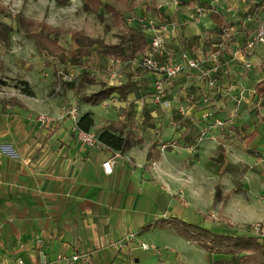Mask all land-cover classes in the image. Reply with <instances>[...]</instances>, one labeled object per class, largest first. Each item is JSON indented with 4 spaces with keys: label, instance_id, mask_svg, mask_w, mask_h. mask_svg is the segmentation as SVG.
<instances>
[{
    "label": "crops",
    "instance_id": "crops-1",
    "mask_svg": "<svg viewBox=\"0 0 264 264\" xmlns=\"http://www.w3.org/2000/svg\"><path fill=\"white\" fill-rule=\"evenodd\" d=\"M153 1V9L157 10L159 16L144 8L137 15L155 25L143 29L147 40L158 31L160 25L170 22L176 25V31L169 33L165 40V55L158 59L176 62L183 51H209L216 44L219 34L209 12L194 18L193 11L178 10L181 7L177 6L175 0ZM226 1L214 0V4L210 5L223 13L226 22L235 23L236 12L245 16L261 9L256 5L250 7L253 3L246 5L237 2L234 6L237 5L239 10L233 11L234 6L227 5L229 1ZM249 7L250 10L245 9ZM245 25L247 28L242 32H238L234 25L230 29L234 39L225 54L231 60V67L228 70L220 66L217 87L222 91L220 93H227L229 86L232 91L228 93H236L241 88L246 93L250 89L249 98L244 100L249 107L253 101V87L264 80V46L256 51L252 68L244 70L233 53L255 29L256 22ZM172 51L176 53L173 60ZM126 65L135 66L133 63ZM258 65L261 69L256 68ZM245 72L246 76L243 74ZM134 78L132 82H136V86L133 93L153 92L154 77L150 73L144 72L142 76L136 75ZM174 83L171 80L165 85L171 106L162 108L155 104L166 115L176 110L173 111L172 106L179 105L181 97L190 96L193 100L199 93L198 90H190V86H198V80L194 77H187L175 89ZM119 84L123 83L114 86ZM204 90L208 92L205 85ZM131 96L134 94L128 95L127 100L130 101ZM12 99L21 106L3 105L0 102V264H14L17 260L24 264H70L76 256L81 259L73 264H153L162 257L158 245H168L160 240V234L170 231V227L157 220L175 217L206 229H209L210 223L213 224L209 222L208 214L212 212L208 210L214 206L215 187L223 184L219 172L222 167L214 170L209 162L203 164L196 163L198 160H189L190 154L186 148H189L187 141L191 138L190 131L194 133L190 120L193 113H185L178 107V112L182 110L183 115L179 114L183 119L177 118L173 127L163 132L160 142L172 137L183 146L174 151H163L146 170L144 165L150 144L133 145L121 153L101 145L84 147L71 132L74 126L72 120L62 118L61 100L50 98L48 93L22 94ZM122 102L117 107L118 111L125 108ZM82 105L81 115L86 112L92 114L94 129L104 124V113L94 112L93 105ZM201 114L194 115L199 118ZM40 115L46 117V124L39 121ZM114 115L113 118L105 117L110 120L108 124L118 118V115ZM214 130L207 135V144L218 138ZM253 130L258 131L256 141L261 137L260 131ZM105 162H109V174L102 167ZM209 179H213L214 183L208 185ZM255 185L258 187L250 195L245 189H226L228 193L224 203L218 204V209H222L228 226L264 220L263 185ZM243 191L247 192L246 196H242ZM256 205L263 207L261 219L232 218V206L251 210ZM148 224L151 225L150 229L140 230ZM178 241L186 246L190 243L182 239ZM140 243L152 249L142 250ZM157 248L160 254H156ZM60 257L65 258L67 263L58 260Z\"/></svg>",
    "mask_w": 264,
    "mask_h": 264
},
{
    "label": "rangeland",
    "instance_id": "rangeland-1",
    "mask_svg": "<svg viewBox=\"0 0 264 264\" xmlns=\"http://www.w3.org/2000/svg\"><path fill=\"white\" fill-rule=\"evenodd\" d=\"M132 1L139 6L141 3H146L150 5L151 8L155 7V2L153 0ZM227 1H229L227 5H230L232 8L237 2L246 5L248 3L249 5L253 3L250 7L256 5V8H264V0ZM184 3L185 4L181 5L177 2V6L181 7L178 10L188 9L195 13L196 8L201 9L203 7V9H205V6H210L212 3L214 4V0H191V2L189 0H184ZM0 4L7 7L8 10V16L0 17V22L11 27V31L6 34V37L0 38V99H11L22 94L26 95V93H48L50 98L62 101V118L69 117L63 112L70 107H75L78 115H81L83 111L82 101L75 99L72 93L64 91L62 86L57 84L58 76L62 77L63 80L73 79V81H76L82 71L89 73L91 76L95 77L96 80L95 84L84 85L82 88V92L89 95L100 90L103 85L112 87L116 83H124L128 79L134 81L136 75L137 77L140 75L142 76L145 72V69L142 67L124 65L121 68L120 77L116 81H111L108 76V71L110 69L109 64L95 55L81 60L77 66L73 65V62L66 63L65 65H58L52 59L40 57L37 54L34 40L28 38L16 22L18 16H21L28 20L42 22L52 28L64 29L63 34L59 36L52 35L51 38L57 39L58 44L65 48L67 56L71 58L75 55V50L77 49V44L71 36L72 31H77L92 39L101 40L107 45H113L118 44L120 42L119 37L126 34L130 29H134L137 26H141L143 29L144 27H155L149 20L143 17L138 18V13L143 12V8L141 7L134 8L133 14L129 15L126 13V7L117 5L128 18L126 25L116 28L112 24L111 16L103 10H101L100 18L96 14L84 10L83 0H0ZM250 7L245 9L250 10ZM232 10L238 11L239 7L236 5ZM254 11L255 10H253V12ZM206 12L208 11L205 10L204 14ZM247 16L248 15L244 16L241 12H236V21L232 24L236 26L238 32H242V30L247 28L245 25V23H247L245 22L247 21ZM194 18L196 17L194 16ZM230 38V42H232L234 36L232 35ZM206 52L207 51H204L205 56L207 55ZM171 53V58L173 60L176 53L175 51ZM224 54V58L223 56L221 58V66L229 70L231 67V64H229L231 60L228 59L227 54ZM172 63L175 62L172 61ZM262 64L264 67V62ZM256 68L261 69L259 65ZM192 72L193 71L186 73L183 77L180 76V78L174 80L175 86L173 89H175L176 86H180L187 77H194L197 79V74ZM243 74L246 76V72ZM239 78H241V76ZM169 82L170 81H166L165 85L167 83L169 84ZM184 84H186V81ZM204 85H207L206 81L198 80V86L196 88L190 86L191 91H199V93H196L198 98L196 96V98L192 100L190 96H187L188 98L181 97L179 105L173 104L174 106H172V109L173 111L176 109V113H174V111L171 115L169 113H167V115L164 114L153 103V87L152 93H142L144 96L139 100L131 96V98H129L130 101L127 100L123 103L117 95L109 96L98 105L92 107L94 112L99 111V113H104L102 117L104 124L102 126L98 125L97 128H95L96 130L93 126L90 132L97 138L99 131L106 127L110 121L106 120L105 117L113 118L114 113H116L114 116L119 115L117 107H119L118 105L122 102V105L128 108L130 114L129 123L137 127L135 134L142 137L141 143L151 144L154 141H158L157 148L160 154L162 153L160 147L163 144L167 145L164 151H174L183 146L181 142L172 140V137L160 142L163 132L168 128H172L173 122H175L177 118H179V120L183 119L178 112V107L182 108L185 113H193L190 120L191 125L195 129L193 128V134H191L190 131L191 138H188L187 141L189 142V148H186L190 154L189 160L193 161L194 159L195 162L198 160L196 163L203 164L209 162L210 165L212 164V167H214V170H216L218 166L222 167L219 171L223 178V184H219L221 191L219 202L215 203L214 206L208 210V212H212V214H208L209 222L213 223H210L209 230L217 234L249 233L252 224L260 223L264 220L248 224L249 228L248 225L234 223L228 226L227 220L222 216V209H218V204L224 203L225 196L228 193L226 189L229 187L237 191L245 189L250 195L255 192L258 187V185L254 186V183H261L264 193V124L259 121L257 114L253 113L254 109H256L253 101L249 107L247 106L249 103L244 101L249 98L251 93L248 92L250 89L246 90V93H243V99L238 105L234 100L239 93H220L222 91H220L219 87H216L214 90H208V92L205 93ZM168 92H170L169 89ZM200 96H202V98H200ZM203 99H206L207 102H203ZM199 101H201V103H199ZM201 112L208 114L206 119L201 117ZM263 112L264 110L262 109L258 110L260 114ZM195 113L201 114L199 118L194 115ZM122 119L124 120L125 118L122 117ZM187 119L189 121V118ZM217 120L222 123V126L216 125ZM47 122L48 120L43 123L46 124ZM244 123L249 126V130L245 132V135H248L253 129H259L260 131L259 135L261 137H258L248 148L251 150V153L232 136L233 133L231 129L240 127ZM178 124L181 123L178 122ZM213 129L218 133V138L213 139L210 144H207V135ZM71 132L75 136L72 130ZM173 142H175V149L169 146ZM97 145L100 144H96V146ZM200 155L202 156V160L200 159ZM199 160H201V162ZM213 183L214 180L209 179L208 185ZM243 192L242 196H246L247 192ZM262 196H264V194ZM263 207L256 205L255 209L243 210L242 208L236 209L232 206L230 213L234 220L243 217L257 220L262 217ZM168 227H170V231L166 234H160L159 236L160 240L162 242L165 241L168 245H163L164 247L158 245L161 252L157 248L158 252L156 254L161 253L162 257L161 259H157L153 264H214L221 259H230L221 256H208L198 245L188 241L184 236H179V233L174 229L173 225ZM260 238L264 240V236ZM179 239L190 242L188 245L191 248L181 244L178 241Z\"/></svg>",
    "mask_w": 264,
    "mask_h": 264
},
{
    "label": "trees",
    "instance_id": "trees-1",
    "mask_svg": "<svg viewBox=\"0 0 264 264\" xmlns=\"http://www.w3.org/2000/svg\"><path fill=\"white\" fill-rule=\"evenodd\" d=\"M179 4L183 5L184 0H176ZM191 2V0H189ZM126 7V13L133 14L136 7H142L146 11H152L155 16H159L156 9L150 7L146 3H141L139 6L132 0H83V8L101 17V10L109 14L112 19V24L118 28L126 25L127 18L124 13L117 6ZM203 11L209 12V17L218 31V34H225L233 27L231 22H226L222 12L217 11L214 7L205 6ZM8 10L0 4V17H7ZM99 17V18H100ZM196 17V16H195ZM17 25L23 30L24 34L34 40L36 52L40 57L52 59L58 65H65L66 63L73 62L77 66L81 60L89 58L92 55L99 56L106 62L109 59H120L122 62L133 61L140 57L147 49V37L141 26L130 29L126 34L119 37L120 42L116 45H107L98 39H92L82 35L77 31H72L71 36L77 44L75 55L71 58L67 56L65 48L58 44L57 39L51 38L59 36L64 33V29L52 28L42 22L28 20L27 18L18 16L16 19ZM167 23V22H165ZM11 31V27L0 22V38L6 37V34ZM147 72V71H145ZM59 86H62L64 91L72 92L76 98L82 103L96 106L109 96L117 94L119 99L123 102L127 101L130 94H134L135 99L138 100L143 97L142 93H133L135 83L129 79L123 83L112 87L102 86L100 90L92 94H85L82 92L84 85H92L96 83L95 77L89 73L82 71L76 81H63L58 76L57 81ZM30 94V93H26ZM3 105L18 103L14 99L0 100ZM253 103L255 105V113L261 123L264 124V112L258 113V110H264V80L258 82L253 87ZM21 106L20 104H18ZM125 118L121 120L120 118ZM130 114L128 108H120L118 118L110 122L106 127L99 131L97 141L101 146H104L112 151L124 152L133 145L141 143L142 137L135 134L136 126L129 123ZM94 126V119L92 114L86 112L82 114L75 125L79 131L89 133ZM249 126L243 124L240 127L232 128L233 138L244 146L251 153L248 147L252 144L258 135L257 130H253L248 135ZM134 142V143H133ZM158 141L150 144L147 150L146 161L144 168L148 170L151 163L159 158V150L157 148ZM220 186L217 185L214 191V204L219 202ZM156 222L163 225H173L174 229L180 236H184L188 241L198 245L202 248L208 256H221L223 258L216 261L214 264H264V240L260 237L244 234H217L202 226L190 224L182 219L169 217L167 219H159ZM151 225H146L140 230L145 231L150 229ZM249 228V225H248ZM161 264V263H159Z\"/></svg>",
    "mask_w": 264,
    "mask_h": 264
},
{
    "label": "built area",
    "instance_id": "built-area-1",
    "mask_svg": "<svg viewBox=\"0 0 264 264\" xmlns=\"http://www.w3.org/2000/svg\"><path fill=\"white\" fill-rule=\"evenodd\" d=\"M203 14L204 11L202 9L196 8L194 13L196 18L202 16ZM247 17V22H256L255 29L244 40L243 45L233 53V57H237L241 61L244 70H249L252 68V59L255 56L256 51L259 47L264 46V8L261 7L260 12L254 11L248 14ZM175 31L176 25L174 22L160 25L158 27V31H156L155 34L149 36L146 51L137 59L127 62L129 64L133 63L137 67L144 68L145 71L154 77L153 103L161 106L162 108H169L172 103V101L167 98L165 82L175 80L191 71L197 74L196 77L198 80L206 81L208 90H214L218 86L217 75L221 66V58L230 44V37L233 35V31L230 29L225 34H219L216 44L212 49L206 52V56L204 50L197 49L192 53L188 51L181 52L178 60L175 63L168 61L165 62L158 59V57H161L166 53L165 40L169 33H174ZM107 63L110 66L108 76L111 81H116L121 75V68L127 63L122 62L120 59H109ZM63 81H73V79H64ZM231 91L232 88L229 86L227 93ZM236 93H239V95L235 98L234 102L239 105L243 99V93H245V90L243 88L237 89ZM203 102H207V100L203 99ZM63 113L69 116V118L72 120L74 124L72 131L75 134L76 140L81 145L84 147H91L93 145L99 144L96 137L91 132L86 133L75 128L76 122L79 118L77 109L75 107L67 108ZM179 113H181V116L183 115L182 110H180ZM207 115V113H202L201 117L206 119ZM38 119L41 123L47 120L44 115H40ZM216 125L222 126V123L217 120ZM169 146L174 149L176 148L175 142L171 143ZM166 148L167 145L163 144L160 147V150L163 152ZM102 167L106 173L109 174L111 172L109 162L103 163ZM249 233L257 237H263L264 221L252 224L249 229ZM139 247L142 250L152 249L150 246L144 243H140ZM80 259V257L76 256L73 257L71 261L78 262ZM58 260L65 261L67 263L65 258L60 257ZM72 262L69 263L73 264ZM14 264L24 263L21 260H17Z\"/></svg>",
    "mask_w": 264,
    "mask_h": 264
}]
</instances>
